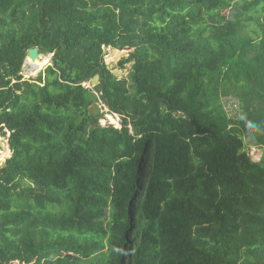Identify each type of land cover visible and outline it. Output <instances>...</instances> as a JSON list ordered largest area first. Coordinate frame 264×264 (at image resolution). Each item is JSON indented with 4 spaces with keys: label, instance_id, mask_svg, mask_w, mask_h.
Listing matches in <instances>:
<instances>
[{
    "label": "trees",
    "instance_id": "1",
    "mask_svg": "<svg viewBox=\"0 0 264 264\" xmlns=\"http://www.w3.org/2000/svg\"><path fill=\"white\" fill-rule=\"evenodd\" d=\"M6 137L0 264H264V0H0Z\"/></svg>",
    "mask_w": 264,
    "mask_h": 264
},
{
    "label": "rangeland",
    "instance_id": "2",
    "mask_svg": "<svg viewBox=\"0 0 264 264\" xmlns=\"http://www.w3.org/2000/svg\"><path fill=\"white\" fill-rule=\"evenodd\" d=\"M246 33H247L246 30L243 29L241 35H246ZM130 51L131 50H116V49H112L110 47H105V60H106L107 64L109 65V67L112 69V71L119 78L129 76V72L131 70L130 64H128L126 68H121V66L119 65V62L125 55H128ZM38 60L44 61V60H46V58H45V56H41L39 59H37V61ZM47 60L48 61H46L45 66L42 68V70L46 66H48L49 63L52 61L50 58ZM34 69H32L30 66L25 67V69H23V75L26 78H28L30 76L36 77L38 75V73L35 72ZM90 85L91 84H89V86ZM98 104H99V107L101 109L104 108V105H102L101 102H98ZM0 143H1V147H0V165H1L5 159H7L11 156V153H9L10 147H9L8 142L5 139L0 138ZM248 148H249V153L253 157L254 160H258L261 157V154H262L261 148H259L256 145H251Z\"/></svg>",
    "mask_w": 264,
    "mask_h": 264
},
{
    "label": "water",
    "instance_id": "3",
    "mask_svg": "<svg viewBox=\"0 0 264 264\" xmlns=\"http://www.w3.org/2000/svg\"><path fill=\"white\" fill-rule=\"evenodd\" d=\"M41 56H50V59L52 60L53 59V54H41L39 52V49L38 47H33V48H30L28 50V56L27 58L25 59V62H24V66H23V69H25V67L27 66H30L31 68H34L32 62L36 61L37 59H39ZM32 62H31V61ZM42 70L39 69L38 70V74L39 72ZM90 87L94 90V92L99 96V100L101 102H103L104 105L107 106V101H106V98L102 95V93L100 92V88H101V82H100V74H95L94 77L92 78L91 82H90ZM250 144L251 145H258V140L256 139V137H251L250 138ZM6 165V161H4L1 165H0V168L5 166Z\"/></svg>",
    "mask_w": 264,
    "mask_h": 264
},
{
    "label": "built area",
    "instance_id": "4",
    "mask_svg": "<svg viewBox=\"0 0 264 264\" xmlns=\"http://www.w3.org/2000/svg\"><path fill=\"white\" fill-rule=\"evenodd\" d=\"M99 122L102 126L112 125L113 127L118 128V129L122 128V117L116 112L109 111L106 105H104V115L99 119ZM8 135H9V132H8ZM3 139H5L8 142L7 137ZM9 153H11L10 149H9ZM4 161H6V159Z\"/></svg>",
    "mask_w": 264,
    "mask_h": 264
}]
</instances>
